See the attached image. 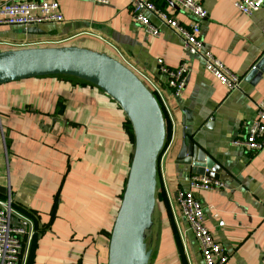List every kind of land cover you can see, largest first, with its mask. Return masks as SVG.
Here are the masks:
<instances>
[{
	"label": "crops",
	"instance_id": "1",
	"mask_svg": "<svg viewBox=\"0 0 264 264\" xmlns=\"http://www.w3.org/2000/svg\"><path fill=\"white\" fill-rule=\"evenodd\" d=\"M151 1L179 26L189 24L171 1ZM238 1L202 0L208 16L200 26L202 50L241 78L236 90L219 84L199 57H186L176 31L152 16L157 37L133 23L129 0H57L62 22L43 24V35L28 36L109 54L112 46L162 89L172 122L157 162L155 222L162 245L156 264H203L175 202L193 176L177 163L184 132L219 168L223 188L193 195L227 264H264V149L252 153L233 144L253 122L255 105L264 102V71L254 84L245 80L264 59V11L245 16L234 6ZM21 31L1 27L0 42L27 37ZM157 60L169 69L188 64L178 96L166 87ZM96 92L43 79L0 87V200L9 194L13 211L31 224V249L19 264L92 261L89 241L105 227L111 232L133 138L119 108ZM109 236L101 242L102 264Z\"/></svg>",
	"mask_w": 264,
	"mask_h": 264
},
{
	"label": "water",
	"instance_id": "2",
	"mask_svg": "<svg viewBox=\"0 0 264 264\" xmlns=\"http://www.w3.org/2000/svg\"><path fill=\"white\" fill-rule=\"evenodd\" d=\"M21 34L41 36L44 32L30 27ZM263 64L264 59L245 80L251 84L258 81ZM38 79L62 80L79 89L99 91L123 114L132 132V159L115 212L106 264H152L156 253L149 247L148 237L155 229V238H159L155 222L159 206L157 162L164 150L167 130L156 97L134 71L108 52L67 43L0 50V87ZM177 163L189 167L192 175L218 179L219 168L185 132ZM0 193L5 190L0 188ZM96 260L102 264L99 254Z\"/></svg>",
	"mask_w": 264,
	"mask_h": 264
},
{
	"label": "built area",
	"instance_id": "3",
	"mask_svg": "<svg viewBox=\"0 0 264 264\" xmlns=\"http://www.w3.org/2000/svg\"><path fill=\"white\" fill-rule=\"evenodd\" d=\"M174 3L189 18V24L181 27L172 18L158 10L151 0H129V13L133 23L140 25L145 33L157 37L159 28L151 24L149 16L154 17L159 24L177 32L182 41V49L186 55L197 56L203 62L204 70L219 84L228 90L239 88L241 78L228 72L222 64L210 54L202 50L200 41V26L208 14L202 5V0H169ZM235 8L243 15L250 16L258 10L264 11V0H240L234 3ZM63 18L58 11L57 0H0V28L15 27L26 30L30 27H39L46 23H60ZM264 34V28L262 30ZM68 41H47L38 37H25L17 41L0 42L3 49H17L38 46H56ZM110 55L120 60L147 85L156 97L167 124L172 122L171 110L164 98L162 89L148 76L133 68L121 54L112 46ZM159 72L164 76L166 87L174 96H178L186 83L187 66L183 62L175 69L167 68L162 60H157ZM256 106L255 118L245 131L241 140L233 142L247 152H257L264 149V102ZM223 188V184L204 176L190 177L188 189L178 190L175 202L184 219L187 230L197 243L203 264H227V252L213 238L210 231L204 226V210L194 198L195 190L211 191ZM222 226V223H219ZM31 224L12 209L9 196L0 200V264H19L22 255L28 252V242L31 237ZM30 243V242H29Z\"/></svg>",
	"mask_w": 264,
	"mask_h": 264
},
{
	"label": "rangeland",
	"instance_id": "4",
	"mask_svg": "<svg viewBox=\"0 0 264 264\" xmlns=\"http://www.w3.org/2000/svg\"><path fill=\"white\" fill-rule=\"evenodd\" d=\"M2 49H3L2 45L0 44V50H2ZM117 199H119V198H117ZM109 232H110V230L108 229V227H105L104 229L99 231L97 234H95L96 237H94L93 240L89 241L91 243L89 246L92 247V251H93V254H92L93 255V259L91 261V258H88V256H87V260L83 264H92L95 261H96L95 263L101 264L100 261L96 260L97 259V254H100V252L102 250V246L99 247V245L101 243V240H103L105 238H108V236L110 234ZM156 233H157L156 230L152 229V231L150 232V235L148 237V238H151L150 240H148V242H149L148 244H149V247L153 250V253H156L157 250L159 249V247H161V245H162V243H159V240L158 241L156 240V238H155L156 237L155 236ZM89 246H88V249H89ZM165 248L168 249V247H165ZM156 262H157L156 261V256H154L152 264H156Z\"/></svg>",
	"mask_w": 264,
	"mask_h": 264
},
{
	"label": "bare ground",
	"instance_id": "5",
	"mask_svg": "<svg viewBox=\"0 0 264 264\" xmlns=\"http://www.w3.org/2000/svg\"><path fill=\"white\" fill-rule=\"evenodd\" d=\"M128 174H129V172H128ZM128 176V175H127ZM116 217V216H115ZM114 222H115V220H114ZM113 226H114V224H113ZM113 226H112V229H111V232H110V236H109V240H108V247H107V260H108V253H109V247H110V242H111V233H112V230H113ZM107 260H106V262H107Z\"/></svg>",
	"mask_w": 264,
	"mask_h": 264
},
{
	"label": "trees",
	"instance_id": "6",
	"mask_svg": "<svg viewBox=\"0 0 264 264\" xmlns=\"http://www.w3.org/2000/svg\"><path fill=\"white\" fill-rule=\"evenodd\" d=\"M22 39H24V38H21L20 40H22ZM31 242H32V239L30 240V243H29V248H28V252H27V253H28V255H29V251H30V249H31V245H32V243H31ZM28 255H27V256H28Z\"/></svg>",
	"mask_w": 264,
	"mask_h": 264
}]
</instances>
